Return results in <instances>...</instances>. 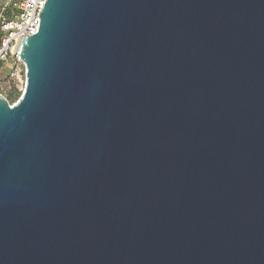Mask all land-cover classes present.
<instances>
[{
    "label": "water",
    "instance_id": "95a60500",
    "mask_svg": "<svg viewBox=\"0 0 264 264\" xmlns=\"http://www.w3.org/2000/svg\"><path fill=\"white\" fill-rule=\"evenodd\" d=\"M0 95V264H264V0H46Z\"/></svg>",
    "mask_w": 264,
    "mask_h": 264
},
{
    "label": "built area",
    "instance_id": "2783aa9c",
    "mask_svg": "<svg viewBox=\"0 0 264 264\" xmlns=\"http://www.w3.org/2000/svg\"><path fill=\"white\" fill-rule=\"evenodd\" d=\"M46 0H10L12 15L0 18V62L21 61L14 51L19 40L30 36L38 29V13Z\"/></svg>",
    "mask_w": 264,
    "mask_h": 264
},
{
    "label": "rangeland",
    "instance_id": "374dc122",
    "mask_svg": "<svg viewBox=\"0 0 264 264\" xmlns=\"http://www.w3.org/2000/svg\"><path fill=\"white\" fill-rule=\"evenodd\" d=\"M10 0H0V18L12 15ZM25 86V67L22 63L8 60L0 69V95L13 105L22 95Z\"/></svg>",
    "mask_w": 264,
    "mask_h": 264
},
{
    "label": "trees",
    "instance_id": "16d2710c",
    "mask_svg": "<svg viewBox=\"0 0 264 264\" xmlns=\"http://www.w3.org/2000/svg\"><path fill=\"white\" fill-rule=\"evenodd\" d=\"M11 16V15H10ZM4 62H0V69L2 68V65H3Z\"/></svg>",
    "mask_w": 264,
    "mask_h": 264
}]
</instances>
